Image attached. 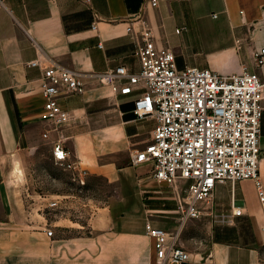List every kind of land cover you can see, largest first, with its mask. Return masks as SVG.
Returning <instances> with one entry per match:
<instances>
[{"label": "crops", "instance_id": "crops-1", "mask_svg": "<svg viewBox=\"0 0 264 264\" xmlns=\"http://www.w3.org/2000/svg\"><path fill=\"white\" fill-rule=\"evenodd\" d=\"M180 22L217 37L208 56H190L180 66L225 74L246 66L264 79V65L255 60L264 45V0H158L155 6L147 0H0V264H155L146 223L177 226L181 211L169 186L182 189L186 182L170 185L155 178L152 163L133 164L155 121L137 119L134 95H117L92 74L122 63L138 70L143 25L180 57L170 38ZM36 58L54 59L87 80L83 93L62 99L72 115L65 143L89 170L87 185L76 182L77 190H40L47 175L21 171L43 144L53 156L57 139L55 132L43 137L42 68L28 63ZM260 143L264 185V115ZM234 198L243 214L219 222L221 214L229 217ZM53 200L57 206L49 205ZM213 201L211 214L183 228L191 258L182 264H264V210L254 180L219 184ZM89 206L92 216L83 220Z\"/></svg>", "mask_w": 264, "mask_h": 264}, {"label": "built area", "instance_id": "built-area-1", "mask_svg": "<svg viewBox=\"0 0 264 264\" xmlns=\"http://www.w3.org/2000/svg\"><path fill=\"white\" fill-rule=\"evenodd\" d=\"M147 1L153 6L158 3ZM96 18L101 17L96 14ZM128 30L132 31V26ZM142 36L136 51L138 70L122 63L92 75L117 95H134L137 119L151 117L155 121L151 140L132 154L133 164L152 163L155 178L170 185L186 182L182 189L175 187L181 211L177 226L168 230L152 221L146 223L147 232L155 239V264H182L191 258L181 242L183 228L189 220L211 214L219 184L254 180L264 210L260 171L264 79L246 66L226 74L211 67L180 66L175 51L158 44L147 25L142 27ZM255 60L264 65V45L255 52ZM28 63L42 68L41 89L46 100L40 118L47 124L43 137L49 140L53 132L57 134L52 141L55 162L70 171L79 185L86 186L89 170L65 143L69 136L64 129L72 115L62 99L83 93L87 80L54 59L42 63L36 58ZM58 203L53 200L49 205ZM231 207L229 217L221 214L219 222L243 214L235 198ZM47 232L54 234L52 228Z\"/></svg>", "mask_w": 264, "mask_h": 264}, {"label": "rangeland", "instance_id": "rangeland-1", "mask_svg": "<svg viewBox=\"0 0 264 264\" xmlns=\"http://www.w3.org/2000/svg\"><path fill=\"white\" fill-rule=\"evenodd\" d=\"M206 19L205 21L208 22L209 17ZM176 29H180L181 31L175 33ZM171 31V41L177 44V48L181 52V56H177L180 63L187 62L190 56L191 58L198 54L208 56L217 41V37L209 30L204 28L197 30L193 25L190 24L188 26L183 24V22L175 24ZM149 120L152 122L151 119ZM24 165V169L22 166L21 171L47 175V179L38 182L40 190L48 188L56 191H64L66 189H72V187L77 190V183L72 179V173L55 162L46 144L39 147L36 157L30 154L27 163ZM17 169L20 170L19 167ZM87 188L89 189L90 187L87 186ZM169 189H171L172 194H175L174 187L169 186ZM88 210L87 215L82 217L83 220L92 216L91 206H89Z\"/></svg>", "mask_w": 264, "mask_h": 264}]
</instances>
